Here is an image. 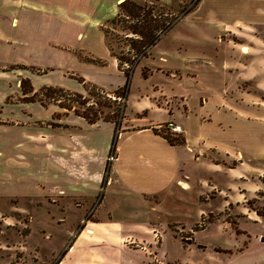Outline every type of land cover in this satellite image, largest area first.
Masks as SVG:
<instances>
[{
    "label": "crops",
    "instance_id": "0c3cea01",
    "mask_svg": "<svg viewBox=\"0 0 264 264\" xmlns=\"http://www.w3.org/2000/svg\"><path fill=\"white\" fill-rule=\"evenodd\" d=\"M121 1L0 0L8 18L18 23L17 16H21L22 33H29L30 27L38 29L42 20L44 24L45 19L50 22L46 25L50 28L48 39L58 40L56 49L65 51L55 65L70 73L61 74L60 80L77 81L68 88L62 82L40 80V75L35 74L27 77L33 91L54 84L83 94L86 89L80 79L103 90L115 91L123 86L124 73L118 69L101 30L104 21L116 14ZM205 1L199 0L196 9ZM211 2L214 10L224 16L228 13L230 21L225 28L251 40L236 44L239 54L250 60H235V66L240 65V72L247 71L251 58L258 56L264 46V0ZM35 37L33 43L27 41L23 45L34 51L46 49V37ZM260 59L264 63V57ZM24 61L40 64L33 58L31 62ZM152 70L168 74L164 66ZM252 76V72H245V78ZM256 84L264 88V83ZM154 87L153 92L134 100V114L123 116L119 128L113 121L89 122L76 113L57 118L54 126L33 124L24 111L36 107L35 102L10 103L2 108V113L14 108L22 119L0 123V198L10 197L13 202V196L20 197L37 206L48 203L58 211L57 223H66L71 229L64 241V245L68 244L59 249L63 255L60 257V253L55 259L60 257L56 264H157L158 254L150 246L158 236L155 226L168 218L182 221L176 214L158 216L166 210V200L180 210L191 201L208 202L210 195L222 207L242 206L258 193L264 197V184L253 177L251 155L235 148V138L225 140L220 135L231 127V118L226 113L222 117V112L236 110L237 98L214 102L213 114L220 118L211 123L212 119L205 118L210 112L204 108L195 112L184 95ZM251 99L245 101L251 103ZM205 105L201 102V107ZM42 109V122L58 112L44 106ZM168 122L181 127L183 143H171L163 135L160 125ZM222 156L224 164L218 161ZM133 214L138 218L133 219ZM197 232L192 241L182 242L184 247H206L196 240ZM133 242L143 246L132 249ZM163 250V257L167 258L168 253Z\"/></svg>",
    "mask_w": 264,
    "mask_h": 264
},
{
    "label": "rangeland",
    "instance_id": "374dc122",
    "mask_svg": "<svg viewBox=\"0 0 264 264\" xmlns=\"http://www.w3.org/2000/svg\"><path fill=\"white\" fill-rule=\"evenodd\" d=\"M136 1L143 3L150 0ZM160 2L167 4L173 15L191 4V0ZM4 5V2L0 3V123H15L13 118L22 119L19 111L14 108L2 113L5 105L35 102L36 107L24 111L29 116L27 120L33 124L54 126L57 118L75 112L59 108L55 102L44 97L45 105L38 100L23 98L20 81L23 77L38 74L40 80L62 82L68 88L76 85V80H60L61 74L70 73L55 65L65 51L56 49L60 44L58 40L48 39L50 28H46V25L50 22L47 19L45 24L43 20L39 23L38 29L30 27L29 33H22L21 16H17L18 23L11 20L6 15ZM196 7L181 15L151 47L149 55L134 67L128 80V99L126 98L123 115H133L134 100L141 94L156 90L154 86L164 92L184 95L195 112L203 108L210 112L205 118L212 119L211 123L218 122L217 119L220 118L213 114L214 102L221 98L232 102L237 98L236 110L222 112V117L226 113V117L231 118V127H225L226 130L222 133L220 131V135L225 140L235 138V148L251 155L254 180L264 184V88L256 84V81L264 83V63L260 59L264 57V46L258 51V56L251 58L247 71L240 72L241 67L235 66V60L248 63L250 59L239 54L236 44L249 43L251 40L225 28V24L230 21L228 13L224 16L218 9L214 10L211 0L202 2L198 9ZM9 23L14 27L10 28ZM38 34L40 38L46 37V49L34 51L23 45L27 41L33 43ZM112 45L114 50L119 51L114 39ZM31 58L40 64L24 61L29 62ZM157 66H164L168 74L153 71ZM169 70H173L175 75L170 74ZM245 72H252L253 78H245ZM40 87L34 91H38ZM114 92H101L100 89L88 86L82 96L73 97L71 104L79 111L91 107L86 111L93 110L99 115L113 117V113L120 111L123 105L122 98L114 100L117 96ZM249 97H252L251 103L245 101ZM61 102L66 103L67 100L62 97ZM201 102L206 105L201 107ZM41 105L50 110L57 109L58 112L51 113L48 120L42 122L41 118L45 114H42ZM10 118L13 122L8 120ZM166 124L161 125L160 129L169 133ZM177 135L180 137L182 134L180 132ZM218 161L224 164L223 156ZM10 199L0 198V264H53L61 253L59 249L64 245L71 227L66 223H57L55 218L58 211L51 204L37 206L28 204L20 197L13 196V202ZM165 203L166 210L158 216L161 218L176 214L183 222L168 218L170 220L155 226L158 236L150 246L158 254L157 264H167L166 261L174 264L173 260L176 259L186 264H264V243L261 241V236L264 235V197L259 193L247 198L242 206L226 204L222 207L214 195H210L208 202L191 201L180 210H175L177 206L174 202L166 200ZM130 216L138 218L136 214ZM140 216L142 215L139 214ZM195 231H198L196 240L205 244V248L195 245L189 249L184 247L183 243L194 239ZM162 243L168 253L167 258L163 257ZM130 246L132 249H139L143 243L133 242Z\"/></svg>",
    "mask_w": 264,
    "mask_h": 264
},
{
    "label": "trees",
    "instance_id": "16d2710c",
    "mask_svg": "<svg viewBox=\"0 0 264 264\" xmlns=\"http://www.w3.org/2000/svg\"><path fill=\"white\" fill-rule=\"evenodd\" d=\"M199 0H191V4L183 8L177 14H171L169 6L161 3L160 0H150L148 2H138L136 0H123L118 4V10L116 14L104 21L101 25V30L105 36L107 47L110 54L117 60V67L124 73L125 83L119 89L115 90L117 99H123L122 109L115 111L113 117L102 116L97 111L86 110L91 107L85 108L83 111H79L75 108L72 101L75 96H82L81 93L76 91H70L61 86L56 85H43L38 91H33L29 78L23 77L20 81V87L23 98L29 101L38 100L42 105H45L44 98L49 101L55 102L58 106L73 110L76 114L83 116L89 122H95L98 119L109 120L115 123L116 128H119L121 119L123 118V111L125 107V101L128 91V80L139 61L149 55L151 47L156 41L164 34L181 15H185L193 10L198 4ZM115 40L119 51L114 50L112 40ZM83 82L85 89L88 86L100 89L99 87L84 82V79H80ZM103 92V89H100ZM44 97V98H43ZM64 97L67 102H61ZM114 101V102H115ZM86 103V101L84 102ZM116 110V109H115ZM163 135L171 143H183L184 139L172 136L170 133L164 132ZM261 240L264 242V235L261 236ZM63 255L61 253L60 257ZM60 257L53 263L56 264Z\"/></svg>",
    "mask_w": 264,
    "mask_h": 264
},
{
    "label": "built area",
    "instance_id": "2783aa9c",
    "mask_svg": "<svg viewBox=\"0 0 264 264\" xmlns=\"http://www.w3.org/2000/svg\"><path fill=\"white\" fill-rule=\"evenodd\" d=\"M165 127L167 130H169L173 134H178L181 132V127L173 122H168ZM112 159H113V154H110L109 160H112Z\"/></svg>",
    "mask_w": 264,
    "mask_h": 264
},
{
    "label": "bare ground",
    "instance_id": "6f19581e",
    "mask_svg": "<svg viewBox=\"0 0 264 264\" xmlns=\"http://www.w3.org/2000/svg\"><path fill=\"white\" fill-rule=\"evenodd\" d=\"M245 50V49H244Z\"/></svg>",
    "mask_w": 264,
    "mask_h": 264
}]
</instances>
